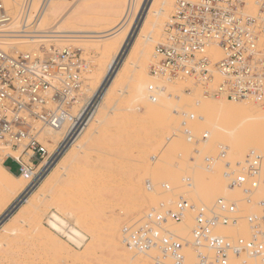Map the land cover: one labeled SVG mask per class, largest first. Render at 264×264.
I'll return each mask as SVG.
<instances>
[{"label": "rangeland", "instance_id": "rangeland-1", "mask_svg": "<svg viewBox=\"0 0 264 264\" xmlns=\"http://www.w3.org/2000/svg\"><path fill=\"white\" fill-rule=\"evenodd\" d=\"M127 1L56 0L54 9L57 13L51 17L44 12L40 27L47 30L59 23L58 30L95 31L101 33L100 35H108L118 29L119 25L125 23L126 17L129 18V26L131 27L133 24L141 3L132 13L127 14L124 12L126 11ZM176 2L177 0H174L167 19L170 18ZM48 8L49 6L46 11ZM70 9L72 11L68 14L66 11H70ZM167 19L162 20V32L164 25L169 22ZM114 26L118 27L112 29ZM161 31L156 38L157 43L162 36ZM157 43L155 42L153 46ZM45 44L53 45L59 49L70 47L81 53V60L84 61L85 65L81 73L83 81L82 97L91 96L98 80L93 79L90 82L87 78L94 72L101 74L98 66L99 55L96 54L95 49L96 44L83 41H54ZM153 46H151L152 53ZM18 47L30 50L38 49L39 46L37 44L22 43ZM147 61V66L136 73L134 78L136 80L134 84L132 83L134 86L131 85V90L128 91L130 93L121 96L117 93L118 95L116 94V97L113 98L118 101L117 111L113 115L106 116L107 110H101L102 112H99L100 116L98 114L96 118L101 122L97 124L93 121L85 131L91 133L97 130L98 133L95 134L94 140L87 145V152L68 167L66 175L61 177L53 187L50 198L39 196L46 194L51 187L46 180L39 190V195H36V198L33 197L29 205H24L21 213H18L19 215L15 214L13 222L7 224V230L0 234V264H158L156 260L149 257H133L132 254L137 252V249H133L134 245L128 246L126 244L124 237H128V235H125L123 230L128 228L129 232H132L133 228L139 231L145 227L148 211L153 207V203L155 204L156 196L159 198V202H156L157 207L161 209L164 207L163 209H165L172 202L174 206H168L165 211H174L177 205L176 202L182 198L181 196L193 189L190 184L179 185V187L171 184V188L176 187L174 188L175 196L171 200L166 199L169 195L163 194L168 188L167 185L164 186L159 183L157 187L150 188V190L145 186L144 190L143 185L145 184H142V181H146L144 179H146L147 170L151 165L165 164L175 158L190 159L188 164H192L196 159L202 165L201 175H205L201 177L203 179L200 180V188H198L203 193L200 208L207 213L211 212L228 218V220L226 219L227 225H222L223 220H221L212 228L214 235L232 243H235L239 238L249 239L253 235V225L249 222V218H260L263 211L262 206L264 205V171L261 173V170H264V166H262L264 150H255L259 154V157L255 158L258 160L255 168L261 174L258 175V183L252 185L253 179L249 178L248 171L250 173V170L247 167L249 154L252 151L244 155L245 161L243 162L237 161L236 155L234 157L227 155L230 148L244 139L243 133L232 130V123L223 124L224 134L222 136H212V146L200 153L197 149L193 150V148H196L195 144L197 142H186L184 131L183 136H180L182 131L177 134L183 139L178 140L175 137L169 140L171 138L169 130L174 127L176 122L172 119L169 120V115L167 118L161 119L160 125H157L154 116L144 118L145 111L153 108V102L137 98L138 90L136 88H138L139 81H146V77H148V80L151 76L149 66L154 59L150 57ZM112 63L110 62V64ZM127 77L126 75L124 79L119 81L121 90L127 83ZM182 91L186 94L184 90ZM193 97L194 100L198 99V96ZM113 99L110 101L111 103L114 101ZM180 101L176 105L182 108L183 104L179 106V103H182ZM184 105L190 104L184 103ZM258 108L261 111L262 108ZM169 111L168 108H165L164 115L168 114ZM176 111L180 110L176 109ZM181 119L183 120V117H180ZM141 120L144 123H140ZM205 124L208 128L215 129L217 122L207 119ZM206 131L209 130L201 128L194 137L200 139ZM230 131L232 132L230 133ZM197 133H201V136L200 134L198 136ZM186 145L190 146L189 151ZM2 154H0V157H2ZM207 161H210L208 167ZM193 163L195 164V162ZM243 166L245 168H242ZM226 169L237 170L238 173H241L240 176L246 177L245 183L249 182L248 185L250 186L230 184L232 180L230 181V178L224 175ZM6 171L11 172L16 177L20 176L17 165L10 160L4 161L0 174L6 173ZM183 172L186 175L190 173L185 168H181L166 171L163 174L179 175ZM58 174L60 175L61 172H58ZM160 179L161 177L158 176V182H161ZM256 186L262 191L256 192ZM248 188L249 193L247 194L243 190H248ZM154 192L161 194L156 195ZM20 193L18 192L16 195H21ZM152 195L155 197H151ZM215 196H221L223 199V196H225L231 201L226 199L224 201L232 202V204L236 201L235 206H233L235 210L233 212L222 211L218 206H215L216 204L213 205L216 203ZM8 198L9 196L3 193L0 185V223L7 216L13 214L10 209L15 200L7 201ZM189 204L192 203L189 202ZM196 205L194 206L195 209ZM156 206L154 205L155 208H157ZM195 209L185 211L183 220H181L184 221L185 226L169 219L166 223L168 225L163 226V228L169 233L175 232L179 237L184 236L185 232L192 235L191 230L196 216ZM50 215H56L66 225L77 231L81 235L82 242L80 244L72 243L66 239L63 233L49 227L47 221ZM20 219H24L27 226L22 225ZM209 252L211 251H207L210 255L212 252ZM156 253L158 252L156 251ZM192 253L196 264V251L192 249ZM246 255V252L242 251L238 255L229 256L227 264H242L247 259ZM152 257L156 258L158 256L155 254Z\"/></svg>", "mask_w": 264, "mask_h": 264}, {"label": "built area", "instance_id": "built-area-1", "mask_svg": "<svg viewBox=\"0 0 264 264\" xmlns=\"http://www.w3.org/2000/svg\"><path fill=\"white\" fill-rule=\"evenodd\" d=\"M50 1L0 0V149L14 152L15 156L7 155L4 161L14 162L19 175L31 176V187L90 127L96 112L92 100L80 106L85 65L78 50L46 44L27 50L12 44L20 40L30 44L31 37L43 35L37 26ZM15 19H20V24L12 29ZM154 58L149 69L156 78L189 81L206 97L231 102L251 100L264 107V0H177L154 46ZM188 89L184 87V92ZM148 91L160 89L149 86ZM179 112L174 110L175 114ZM48 130L64 131L56 145L46 136ZM182 130L191 143L199 141L185 122ZM248 160L249 178L255 185L258 160ZM240 174L231 169L224 172L232 185L245 183L246 177ZM243 191L248 194L249 188ZM216 205L222 211L235 210L222 199ZM262 207L260 218H249L253 238L235 243L212 232L216 224L228 218L201 209L196 210L191 242L162 229L168 219L180 222L185 211L192 208L184 198L174 211L147 215V224L141 230L123 231L129 245L141 252L155 248L160 255L170 257L171 264H183V249L188 246L196 251V264H227L229 256L242 251L264 261ZM156 259L160 261V257Z\"/></svg>", "mask_w": 264, "mask_h": 264}, {"label": "bare ground", "instance_id": "bare-ground-1", "mask_svg": "<svg viewBox=\"0 0 264 264\" xmlns=\"http://www.w3.org/2000/svg\"><path fill=\"white\" fill-rule=\"evenodd\" d=\"M49 1L50 0H48V2ZM55 1L56 0H51L48 5L49 8L47 9V11L46 9H43L42 12H46L51 17L55 16V13H57V11L55 12V9H54V6L56 4ZM173 2L174 0H142V1L141 0H128L126 4V11H124L127 14H129L130 12L132 13L135 10V8L141 3L133 24L130 27L128 23L129 18L125 16L127 19L126 21L124 20L125 23L121 24V26L119 25V27L114 26L112 29L117 28V27L118 29H115L114 32L113 31L111 33L109 32L110 34L108 35H104V34L100 35L101 33L95 32V31L85 32L82 30H71V31H67L65 29L58 30L60 26L59 23H56L55 25H53L47 30L46 29L43 30L40 27V21H41L40 20L38 22L37 28L39 29L38 31L41 32V34L43 35L42 36L37 35V36L31 37L32 39H31L30 44H37L38 46H40L45 43H48V42L50 43L54 41H64V42H72V41L82 42L83 41L87 43L96 44L95 45L96 54L99 55L98 56L99 62L98 60L97 62H98V66H99V70L101 71V74L94 72V73H91L89 78H87V80L88 81L90 80V82L93 79L94 80L97 79L98 83L96 82V86L91 96L82 97V92H81L80 106L81 104L86 103L88 100H92L94 102V106L96 109L95 117L93 121L99 124L101 121L99 119H96L99 112H102L101 110H107L106 116L113 115V113L117 111L118 101L116 99H113L116 97V94L118 93L120 96L123 94H127V93L129 94L130 92L128 91L131 90V85H133L136 80L134 79L136 73L139 72V70L142 69L143 67L147 66V62H148L147 60L150 57L153 58L155 61L154 50L152 53L151 46H153L155 42L157 43L156 38L162 29L161 28L162 20L168 18V13L171 10ZM71 11L72 9L66 12L70 14ZM67 16L69 17V15ZM167 20H170V18ZM19 24H20V19H15L11 24L12 29L17 28ZM10 38H17V37L12 36ZM12 42H13L12 43L13 46H17V47L19 46V44L27 43V42H23L22 40L16 43H14V41ZM18 49H21V48L18 47ZM34 50H37V49H34ZM110 62L111 63L113 62V63L110 64ZM126 75L128 76L127 83L125 82L126 84L121 90V88H119V81L124 79ZM147 78L148 77H146V81L144 80L141 82L139 81V83L137 82L139 85H138V88H136L138 90L137 98L143 99V100H151L153 102V108L150 109L149 111L148 110L145 111L144 118L146 117L150 118V116H154L157 125H160L161 119L167 118V116L169 115L168 116L169 120L172 119L173 121L176 122L174 123V127H172V129L169 130V135L171 137L169 140H172L175 137L178 138V140L183 139L182 137L180 138L179 135L177 134H180L181 131H182V134L180 136H183L185 134V133L183 134V130H181L183 128L184 122L186 123L187 127L191 129L193 135L195 134L194 136H196V132H198L201 128L204 130H209V131H206L204 134H202V138H200L197 144H195L196 148H193V150L197 149L198 153H200V152L205 151L209 146H212L213 144L211 142L212 136H215V135L222 136L224 134L223 124L232 123V126H233L232 130H235V131L237 130L238 132L243 133L244 139H242L241 142L237 143L234 147L229 149L230 150L228 151L229 154L227 153L229 157L231 156L234 157L236 155L237 161L243 162L245 161L244 155L247 154L248 152L252 151V153L249 154V158L255 159L256 157H259V154L255 150H259V151L264 150V109H263L264 107L259 106L256 102L251 101V100L231 102L229 100L222 99V98H209L203 95L202 90L199 87L194 86L189 81H186V83H183L180 81H169L163 78H156L152 74L148 80ZM149 86L157 87L160 89V91L150 92L148 91ZM184 87L189 88L188 89L189 91L186 94H184L182 91L184 90ZM190 96L191 97L198 96V99L196 98L194 100V97L193 99H191ZM112 99L114 101L111 103L110 101ZM179 101L182 102V103H179L180 104L179 106H182L181 104H183V106L186 109L185 108L183 109V106L181 108V107H178V105H176V103L178 104ZM183 102L185 104H190V105L186 106L184 105ZM109 104L110 106L108 107ZM258 107H260V109L262 108L261 111H259ZM165 108H168L170 111L167 112L168 114L164 115ZM176 109L180 110L178 114L174 113V110ZM181 111L186 113V115L181 113ZM181 115L183 116V120L182 119L180 120V117L182 118ZM207 119H212L214 122H217L215 129L208 128L206 126L205 120ZM140 123H144V121L141 120ZM85 131L81 135H79V137L64 150L62 155L57 159L54 166L42 178V180L38 182L36 186L31 187V183H30L31 176L29 175H24V176L20 175L16 177L9 171H6V173L0 174L1 189L3 193L9 196L7 201L15 200V203L10 209V212H13V214L11 215L8 214L9 216H7V218L3 222L0 223V234L4 232L5 230H7V224L11 221L13 222V220L15 219V214L21 213V210L24 207V205H27V204L29 205L31 202V199L33 197L36 198V195L37 196L39 195L38 194L39 190L41 189L42 185L46 182V180L48 183H50L51 187L47 190L46 194L44 195L42 194L39 196H42V197L45 196L47 198H50L52 191H53V187L59 182L61 177H64L66 175L65 173L68 167L72 165L75 161H77V158L82 157L87 152L88 150L87 145L89 144V142L94 140L95 134L98 133L97 130H94L91 133H86ZM63 132H64L63 130L62 131L61 130H57V131L48 130L46 136L53 141L54 145H56L62 139ZM207 132H210V133H207ZM231 132L232 131H230V133ZM199 134L201 136V133ZM186 142H190V141L186 138ZM53 146H50V149H52ZM189 149H190V146H188V151ZM1 153L3 154H2V157H0V169H2L4 159L7 155L15 156L14 152L9 149H7L6 152L0 151V154ZM254 159H251V161ZM189 161L190 159L182 160L180 158H175L172 161H169L168 163H165V164L159 163L157 165L156 164L151 165L149 170H147L148 171L147 177L146 179H144L146 181L145 182L142 181V184H145L143 185L144 190L147 184L152 186L150 187L152 189L155 186L157 187L159 183L164 186L167 185L168 188L164 191L165 193H163V191L162 193L166 194V196L169 195V197H166V199L171 200V198H174L175 196L174 188H176V187L171 188L172 185L179 187V185L184 186V184H190L192 185L193 189L190 191H187L188 193L186 194L184 193V195L181 197L187 200L188 202L192 203L190 204L192 206L191 209H195L194 206L196 204H197L196 209L198 206L200 208V206H202L200 204L202 203L201 196L203 195V193L201 192V190H198V188H200V183H199L200 180L203 179L201 177H203L205 174L201 175L202 165L198 163L196 159H194L193 161L195 162V164L193 162L192 164H188ZM263 164L264 162L262 163V166H264ZM181 168H185L187 171H190V173H188L187 175L185 174V172L180 173L179 175H175L172 173L163 174L166 171L169 172L170 170L171 171L175 169L179 170ZM242 168H245V166H243ZM262 171L264 170L262 169L261 173ZM58 172H61V174L59 175ZM258 172L260 173V171ZM158 176L161 177L160 179L161 182L160 181L158 182L157 180ZM135 182L137 181L135 180ZM243 184L244 186H250L248 185L249 182L243 183ZM261 191L262 189H259V187L256 186V192H261ZM18 192H21L20 193L21 195L17 196L16 194ZM154 193L157 195L159 192L158 193L154 192ZM187 195H191V196L187 197ZM158 196H161V195H158ZM151 197H153V195ZM223 197L224 199L228 200L227 198H225V196ZM156 199H157L156 202H159L158 200L159 198H157V196H156ZM218 199L224 200L221 196H218L216 197L215 201H217ZM160 200H162V198H160ZM228 201H231V200H228ZM228 201L226 203L228 204L231 203V205L235 206L236 201L234 204ZM156 202L155 204L153 203L152 205L153 207L150 209L151 211L150 210L148 211V216L151 213L152 214L153 213L163 214L165 209L168 208V206L169 207L174 206L173 203L171 202L170 204H168V206H166L165 209H163L164 207L161 209L160 207L156 206L157 205ZM178 202H176V204H178ZM215 204L216 203H214L213 205ZM154 205L159 209L157 210V208H155ZM215 206L217 207V205ZM196 209L194 210L195 212H196ZM47 222H48L49 227H51L57 232L63 233L66 239L70 240L72 243L80 244L82 242L81 235L77 231H75L74 229L66 225L56 215H50L48 217ZM20 223H22V225L27 226V223H25L24 219H20ZM179 223L183 224L184 226L186 225L184 224V221H180ZM1 224L3 225L1 226ZM221 224L227 225L226 220H223ZM167 225L168 224H166L165 226ZM162 229H164L163 226H162ZM191 233H192V230H191ZM171 234L175 235L178 238H181L183 241L187 243L191 242L192 240V235H190L187 232L184 233V236H180V237L175 232H171ZM253 236L254 235H252L249 239L239 238L238 240L240 239L250 240L253 238ZM124 239L126 242L127 237H124ZM126 244L128 243L126 242ZM133 249H136V248L133 246ZM155 254L156 256L160 257V261H157L156 258L152 257ZM183 254H184L183 264H195L191 246L185 247L183 249ZM132 255L133 257H138V258L139 257L140 258L149 257L151 259L156 260L157 263L160 262L158 264H171L170 257H164L160 255L159 253H156V249H153V248H150L149 250L142 251V252L137 249V252H134ZM246 257L247 259L243 261L242 264H264V261H262L261 258L259 257H252L249 255H246Z\"/></svg>", "mask_w": 264, "mask_h": 264}]
</instances>
